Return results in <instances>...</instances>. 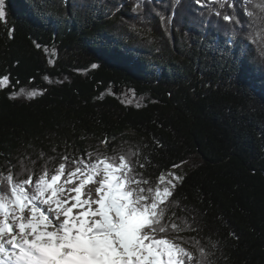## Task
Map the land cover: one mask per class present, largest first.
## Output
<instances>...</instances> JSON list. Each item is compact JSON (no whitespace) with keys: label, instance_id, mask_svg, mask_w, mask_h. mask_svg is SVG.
<instances>
[{"label":"trees","instance_id":"16d2710c","mask_svg":"<svg viewBox=\"0 0 264 264\" xmlns=\"http://www.w3.org/2000/svg\"><path fill=\"white\" fill-rule=\"evenodd\" d=\"M5 2L0 171L18 172L22 157L39 174L64 155L139 150L135 159L150 163L137 171L153 183L162 171L183 177L169 216L200 231L181 235L195 236L215 264H264V58L247 29L222 19L232 9L196 0ZM21 87L43 95L10 99Z\"/></svg>","mask_w":264,"mask_h":264},{"label":"snow or ice","instance_id":"6c2138e0","mask_svg":"<svg viewBox=\"0 0 264 264\" xmlns=\"http://www.w3.org/2000/svg\"><path fill=\"white\" fill-rule=\"evenodd\" d=\"M196 2L232 9L222 19L247 29L264 58V0H240L243 20L235 0ZM0 22H6L4 0ZM9 85L8 75L0 78V89ZM38 95L43 90L21 87L9 98ZM139 155L134 149L86 152L74 159L64 155L56 167L49 170L45 164L39 174L22 157L18 172L13 165L0 171V264H215L214 253L195 236L181 235L200 229L175 211L169 216L172 207L180 206L173 197L183 177L162 171L153 183L137 171L150 163L147 157L135 159Z\"/></svg>","mask_w":264,"mask_h":264},{"label":"rangeland","instance_id":"374dc122","mask_svg":"<svg viewBox=\"0 0 264 264\" xmlns=\"http://www.w3.org/2000/svg\"><path fill=\"white\" fill-rule=\"evenodd\" d=\"M6 7V2H5V0H4V8ZM128 93H129V95H128ZM125 97H127V98H132L133 97V95H132V93H130V91L129 92H127V94L125 93V95H124Z\"/></svg>","mask_w":264,"mask_h":264}]
</instances>
